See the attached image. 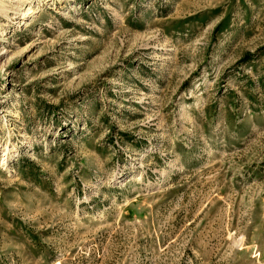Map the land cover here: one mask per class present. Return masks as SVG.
Masks as SVG:
<instances>
[{
	"label": "rangeland",
	"instance_id": "374dc122",
	"mask_svg": "<svg viewBox=\"0 0 264 264\" xmlns=\"http://www.w3.org/2000/svg\"><path fill=\"white\" fill-rule=\"evenodd\" d=\"M0 264H264V0H0Z\"/></svg>",
	"mask_w": 264,
	"mask_h": 264
},
{
	"label": "bare ground",
	"instance_id": "6f19581e",
	"mask_svg": "<svg viewBox=\"0 0 264 264\" xmlns=\"http://www.w3.org/2000/svg\"><path fill=\"white\" fill-rule=\"evenodd\" d=\"M32 8H28V10H27V12L25 13V16L27 15H30V14H32ZM2 54V53H1Z\"/></svg>",
	"mask_w": 264,
	"mask_h": 264
}]
</instances>
